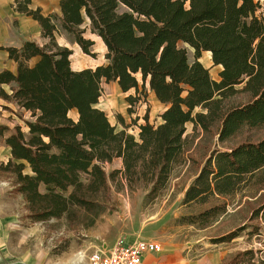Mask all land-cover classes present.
<instances>
[{"label":"trees","instance_id":"16d2710c","mask_svg":"<svg viewBox=\"0 0 264 264\" xmlns=\"http://www.w3.org/2000/svg\"><path fill=\"white\" fill-rule=\"evenodd\" d=\"M58 4V14L44 15L31 0H13L14 11L36 21L47 42L40 46L29 40L7 48L16 71H0V99L31 119L24 121L27 133L19 125L12 131L0 126L11 157L0 173L12 177V194L25 202L27 219L32 224L87 221L89 229L106 213L109 181L118 177L130 191L143 189L146 204L155 202L175 169L194 162L187 155L186 125L192 124L193 132L218 136V147L197 167L181 201L198 211L177 223L207 229L229 214L239 196L236 206L247 199V223L211 242L232 243L242 234L258 238L264 225V136L252 134L264 129V6L254 0ZM86 22L106 48V64L74 71L72 52L57 45L56 34L75 37L83 53L93 56V42L80 29ZM202 53L221 68L219 81L199 61ZM103 80L116 83L122 93L142 92L148 85L165 107L161 123L151 125L145 117L138 139L125 129L117 131L96 108ZM238 95L246 101L232 102ZM127 101L136 100L129 96ZM240 137L244 140L234 143ZM115 159L121 160V170L107 174L103 165ZM254 258L248 249L235 253L229 264H254Z\"/></svg>","mask_w":264,"mask_h":264},{"label":"rangeland","instance_id":"374dc122","mask_svg":"<svg viewBox=\"0 0 264 264\" xmlns=\"http://www.w3.org/2000/svg\"><path fill=\"white\" fill-rule=\"evenodd\" d=\"M59 0H33L34 5H39L42 14L47 15L50 13H59ZM260 2L264 6V0H254ZM33 7V6H32ZM34 8V7H33ZM14 22H17L13 19ZM14 25V26H16ZM80 29L83 31V36L87 40H91L93 45V56H87L79 48L75 42V37L68 35L62 31L56 34V43L58 46L65 47L72 52L70 57V64L72 69L83 70L95 68L97 66L105 65V53L101 40L88 29V23L83 24ZM25 33H21L20 40L24 38H31L35 40L37 44L43 46L46 42L43 41L39 35L38 28H25ZM27 41V40H26ZM188 59L193 62V50L188 49ZM199 61L203 66L209 70V75L215 81H219L220 69L218 66H214L209 54L202 53ZM101 97L97 103L96 108L102 110L108 118L110 124L116 127L117 131L123 129L134 138L138 139L139 125H143L144 118H148V123L151 125H157L161 123L160 115L164 111L165 107H162L160 103L155 100L153 93L149 92L148 85L142 92L135 93L133 90L122 93L120 92L116 83L101 82ZM141 91V88H139ZM131 96L136 101L130 103L127 101V97ZM234 103H243L246 101V97L238 95L231 100ZM4 109H1L9 115L11 125H19L24 133H27L28 129L24 125V121H30V114L26 113L13 104L6 103L4 101ZM70 117L76 119L75 112L70 113ZM118 117L123 118V123L120 124L117 120ZM12 131V130H11ZM186 134L191 136L189 139L188 156H191L193 163L186 161L184 165L175 169L170 179L168 188L157 197L155 202L146 204L143 189L137 191H130L125 181L118 177L114 181H109L110 190L108 195V202H104L107 206L106 213L96 220L95 225L91 228L87 227V221L84 224L81 221H75L68 223L66 219L62 220H50L48 223H35L32 224L27 219V211L25 210V202L21 201L19 204L15 200V208L17 210L18 220H20V230H16L14 243L16 248L22 253H28L35 257L36 255L43 256V252L48 253V257H61L62 255H68L69 261L78 253L71 254L75 249L80 250L81 246L86 242L97 241L100 246L101 239H94L93 235L99 234H112L115 237L125 238L126 233H138L145 229V234L148 236L156 235H168L171 232L181 234L184 238V243L191 244V253L195 257H202L206 254H211L218 250L226 251L227 256L223 264H229L233 255L237 252L247 251L252 249L254 252V264H264V225L258 238L247 239L246 234H242L240 237L233 239L232 243H222L214 245L211 239L225 234L237 225L245 221L249 216L250 210L245 208V200L240 202V206H236L234 202L238 201L241 197H237L231 206L228 207L229 214L221 218L213 226L207 229H197L191 225H180L177 223V219L182 216L195 213L198 210L196 208H185L181 205V201L184 198L183 195L190 184L193 173L197 167L201 166L204 160L207 158L209 152L217 146L216 135L206 136L201 132H193L192 124L186 125ZM252 136L259 139L264 136V129L255 132ZM245 137V136H244ZM244 137L237 138L234 143L244 140ZM233 144V143H232ZM106 173L109 174L113 170H121V162L115 159L111 164L103 165ZM25 173L30 174L29 169L26 168ZM1 181L9 182L12 187L13 179L9 175L0 173ZM43 191V188L41 189ZM12 194V192H10ZM12 196H15L12 194ZM109 212V213H108ZM243 222L242 224H246ZM255 224V222H253ZM183 228H178L182 227ZM164 233V234H163ZM97 234V235H99ZM78 248H71V243ZM218 250V251H219ZM65 253V254H64ZM84 256V254H81ZM82 264H86V258L83 257Z\"/></svg>","mask_w":264,"mask_h":264},{"label":"crops","instance_id":"0c3cea01","mask_svg":"<svg viewBox=\"0 0 264 264\" xmlns=\"http://www.w3.org/2000/svg\"><path fill=\"white\" fill-rule=\"evenodd\" d=\"M12 3L13 0H0V71L8 70L15 74L16 66L9 60L6 49L10 47L19 48L26 40L35 41L31 38L20 40L19 35L25 33V28L31 29L35 27L38 28L40 35V28L36 21L16 13ZM31 6L37 8L39 5H34L33 0H31ZM13 19L18 21L16 26L13 25ZM43 41L46 42L45 39H43ZM3 88L6 92L10 93L7 86H4ZM155 100L157 101L156 97ZM4 104V101L0 99V126L4 125L13 130L15 125L10 124L9 115L1 109V106H4ZM161 106L164 107L163 105ZM4 138L5 137L0 138V165L2 163L5 164L11 158L9 147L5 144ZM118 161L121 162V160ZM9 185H11L10 182ZM9 185L0 179V264H82L84 261L83 257L86 258L85 262L88 264L87 256L90 253L100 249L108 252L113 246L115 240L119 238H116L115 235H110L111 232L108 234L105 233L104 235L97 233L99 235L95 234L91 236L94 239L97 237L101 239L100 246L97 244V241L95 242L92 240L91 242H86V244L84 243L80 247V250L75 249L70 252L71 254H74L76 251L78 252L72 259V262L67 258L68 255L50 258L48 257L50 255L46 252H43V256L36 255L35 257L28 253H22L16 248L17 246L14 243L16 235L15 231L20 230L21 227L20 220H18L19 218L17 216V210L15 208V200L13 198H16L17 204L23 201V199L20 195L12 196L10 192H12L13 188ZM178 228L182 229L183 226ZM145 233L144 229L138 233L125 234V240L128 243H134L139 240H151L161 244L162 249L160 252L157 254L147 253L143 256V264H223L226 258L225 256L229 254V252L221 251L218 248L219 251L217 250L202 257H195L191 253V244L188 242L184 243V238L179 233L171 232L168 235H156L152 237ZM71 245V248H78L74 246L73 242ZM82 253L84 256L81 255Z\"/></svg>","mask_w":264,"mask_h":264},{"label":"built area","instance_id":"2783aa9c","mask_svg":"<svg viewBox=\"0 0 264 264\" xmlns=\"http://www.w3.org/2000/svg\"><path fill=\"white\" fill-rule=\"evenodd\" d=\"M162 249L161 244L151 240H139L128 243L119 237L107 251L96 250L87 256L88 264H143V256L147 253L157 254Z\"/></svg>","mask_w":264,"mask_h":264},{"label":"water","instance_id":"95a60500","mask_svg":"<svg viewBox=\"0 0 264 264\" xmlns=\"http://www.w3.org/2000/svg\"><path fill=\"white\" fill-rule=\"evenodd\" d=\"M184 195H185V193H184ZM184 195H183V197H184ZM185 198V197H184Z\"/></svg>","mask_w":264,"mask_h":264}]
</instances>
